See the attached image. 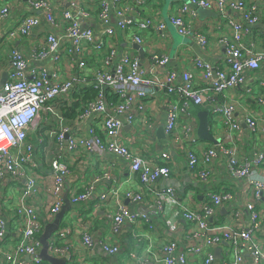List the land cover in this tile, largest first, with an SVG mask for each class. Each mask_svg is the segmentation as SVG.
<instances>
[{"label":"built area","instance_id":"1","mask_svg":"<svg viewBox=\"0 0 264 264\" xmlns=\"http://www.w3.org/2000/svg\"><path fill=\"white\" fill-rule=\"evenodd\" d=\"M0 1H3L0 6V21H3L10 13L8 3L12 0ZM70 4L72 10L56 7L51 0H30L31 9L38 13L13 24L5 38L12 42L29 35L40 19L53 29L64 31L58 37L53 32L46 33L40 43L31 47L28 55L17 46L11 47L8 54L10 70L0 85V185L4 180H10L17 191L12 211L18 227L12 237L16 240L13 246L5 249L6 226L11 218L4 215L5 205L0 204V252L3 249L1 253L7 264H43L36 235L45 218L55 217L62 210L64 183L71 161L80 155L101 157L102 160L105 154L123 159L144 187V191L126 192V198L133 203L153 199L159 218L171 232L176 231L181 219L187 223L179 236L183 251L176 254L178 241L163 242L162 256H155L154 264H214L213 247L221 244L231 256L222 264H246L243 252L248 253L254 264H264V249L258 241L264 236V211L255 208L261 200L264 185L255 180L253 174V168L264 163V146L255 147L250 157L238 152L241 123L253 132L264 131V127H259L258 119L238 105L239 100L235 98L239 97L235 91L245 82L246 72L264 68L262 8L252 0H187L173 5L167 21L179 35L196 40L201 49L209 45L204 31H193L185 20V17H194L198 8L214 13L217 22L231 27L232 32L218 40L225 54L222 65L193 55L188 66L180 72L172 70L162 74L159 67L169 62L166 54H151L150 66L146 68L137 54L120 50L116 42L117 36L131 32V43L143 48L145 31L164 35L165 21L154 14H145L144 0H97L100 31L82 25L89 16L86 6H80L75 0ZM231 12L238 13L241 21L230 17ZM112 17L114 23H111ZM258 25L262 28H256ZM245 37H251V40L246 41ZM1 56L2 48L0 59ZM64 57L75 68L72 76H64L63 69L58 66ZM47 58L51 59L53 67L38 63ZM197 75L203 84L201 88L194 86ZM76 85H91L96 90L94 99L80 103L77 109L80 117L92 121L85 131L69 127L66 113L70 105L60 99ZM159 93L174 98L166 102L163 132L171 144L179 147L178 152L186 160L191 176L207 183L215 173L212 162L219 151L224 156L227 174L247 181L242 194V203L249 212L247 227L239 222V210L231 211L221 221H212L214 209L229 199L222 191H208L202 204L187 206L174 187H154L156 181L168 179L171 174L170 153L161 152L149 160L121 142L123 125L146 122L142 114L147 110V101ZM225 93L229 97L220 99ZM112 95L114 98L109 101ZM244 96L264 107V84L260 82L244 88ZM192 106L202 107L214 117L210 133L216 139V145H208L197 137L191 117ZM238 113H244L243 119L236 117ZM38 152L44 156L50 152V172L42 174L39 171L35 159ZM196 168L201 171H195ZM98 180L100 177L95 174L82 192H72L70 203L88 206V201L95 197L93 191ZM113 181L110 190L98 196L100 205L115 196L117 190ZM141 219L149 222L145 214L119 205L110 215V237H115L125 223L137 227ZM70 233L69 227L57 226L47 239L48 255L57 259L68 257L65 256L67 247L61 245L60 240ZM80 245L85 250L92 246V235L87 228L81 233ZM100 246L108 255L119 252L118 244L109 240L101 241ZM147 258L143 252L130 251L124 261L126 264H146ZM70 261L84 264L77 251Z\"/></svg>","mask_w":264,"mask_h":264},{"label":"crops","instance_id":"2","mask_svg":"<svg viewBox=\"0 0 264 264\" xmlns=\"http://www.w3.org/2000/svg\"><path fill=\"white\" fill-rule=\"evenodd\" d=\"M56 7H62L72 10L73 7L70 4L73 0H51ZM79 2L80 6H86L89 16L86 20L82 21L84 27H91L96 31H100L102 26L97 21V0H75ZM187 0H144L145 14H154L165 21L164 35L154 33V31L147 30L142 35L144 54L141 57L139 52L133 47L131 43V32L126 35L116 37L118 48L122 51L129 50L130 53L137 54L142 59V63L146 68H149V57L151 54H166L169 57V62L166 66L159 67V71L164 74L167 71L180 72L183 68L187 67L189 60L193 55L201 57V59L208 61L215 65H222L224 60V48L218 42L219 38L229 32H232L231 27L225 24L217 22V16H205L202 17L196 12L194 17H185V20L189 27L193 31L202 30L206 35L209 45L205 49H201L196 40L190 37H184L179 35L175 28L167 21L168 14L171 8L175 4L186 2ZM257 2L264 11V0H252ZM3 1H0V6ZM10 7V13L6 19L0 21V48H2V56L0 59V85L2 79H5L10 70L9 65V51L13 46L19 47L24 54L28 55L31 47L40 43L48 32H53L55 35L60 36L63 34V29H53L46 23L44 19H40L39 25H37L29 35L16 38L14 41L6 40V34L10 30V27L16 22L20 21L23 17L30 14H37V11H33L30 7V0H12L8 3ZM230 17L241 21V17L238 13L231 12ZM256 28H262L258 25ZM257 30V29H254ZM134 33V32H133ZM254 41L256 40L252 37ZM246 41L251 40V37H245ZM92 59L91 56L88 57ZM47 68L53 67V63L50 58L38 62ZM59 68L63 69L64 76H72L76 71L74 67H71L70 61L64 57V59L58 64ZM245 82L236 90V99L238 105L248 109L258 119V126L264 127V107L251 101L246 96H243V90L246 87L257 85L262 82L264 84V68H260L256 71L246 72ZM196 88L203 86L200 75L196 76L194 81ZM93 87L91 85L79 86L76 85L70 91L63 94L60 99L67 105H70L66 113V123L72 130L85 131L87 126L92 122L89 118L80 117L76 101L84 103L87 99L84 98L85 88ZM225 95H220V99H224ZM241 97V98H240ZM174 98L172 95L158 94L155 98L148 99L147 110L142 114V119L146 122H140L133 125H123L121 133V142H124L130 146V150L136 152L145 159H153L161 152L168 151L171 155V174L168 179L158 180L153 186L163 188L164 186H172L177 193V196L187 206L200 205L204 201V198L208 191H222L229 196V199L224 201L219 207L214 209L212 221H221L226 216H229L231 211L239 210L240 218L239 222L242 226L247 227L249 225V214L242 203V194L247 185L245 179H234L227 174V169L223 165V154L217 151L216 157L213 159L212 167H214V174L207 182H199L196 180L198 177H192L189 173V169L184 157L179 154L178 146L171 144L166 138L163 127L166 121L167 110L166 102L172 101ZM204 111L202 107H191V117L194 121V127L197 135V129L199 124L198 112ZM243 114H237L238 119H243ZM214 123V117L208 114L209 131L210 126ZM79 125V128L77 126ZM96 128H100L96 125ZM211 132V131H210ZM100 133V132H99ZM198 137V135H197ZM199 138V137H198ZM239 147L238 152L242 156L250 157L252 151L256 147L264 146V131L258 130L256 132L251 131L244 123H241V131L239 132ZM200 139V138H199ZM134 140H137L141 145H137ZM216 140V139H215ZM204 141V140H203ZM208 145H216L217 142H207ZM35 147H39V144L34 143ZM134 144L136 149L134 148ZM44 154H36V161L39 165V171L42 174L50 172L48 166V157L51 156L50 152ZM77 160L71 161L69 165V174L65 178L63 198L64 203L62 205V212L58 217L45 218L41 231L36 235L37 240L40 243L39 254L43 247L40 238L43 232L49 227H69L71 233L66 239H61V245L67 247L68 257L63 258L64 264H72L71 257L78 252L84 264H126L124 256L130 251L143 252L149 259L146 264H154L155 256H162V244L170 240L178 241L179 248L177 249V255L183 251L180 246V237L183 228L187 226L186 222L181 219L176 231H169L164 223L159 218L156 212V206L153 199H145V202L133 203L125 197L126 192H139L144 191L143 185L138 180V176L132 173L123 159L116 157L112 154L103 155L101 157L80 155ZM108 171V175L106 174ZM195 171H201L200 168H196ZM110 173V175H109ZM95 174L100 177L95 183V197L88 201V206L72 205L69 201V195L72 192H82L84 188L90 184ZM253 174L255 180H259L264 185V163L262 165L253 168ZM116 187V194L112 199H109L104 205H100L97 201L98 196L107 193L111 186ZM17 191L15 186L10 184V180H4L0 185V204H4V215L10 220L6 226L5 245L3 249L13 246L16 239H13V235L17 233V222L12 216L14 211V205L17 199ZM119 205H125L128 209L145 214L149 222L141 219L135 227L131 223L123 224L119 233L115 237L111 238L109 235L110 227V215L116 211ZM256 210L264 211V190L261 200L255 204ZM8 214V215H7ZM263 233H264V218L262 221ZM89 229L92 235V246L89 250L81 247V233ZM139 230V231H138ZM138 231V232H137ZM109 240L115 242L119 246V252L117 255L106 254L101 246V241ZM262 243L261 247L264 249V236L258 240ZM3 249L1 252H3ZM0 252V264H7L4 255ZM213 253L215 256L214 264H222L223 261H227L231 258L227 248L224 244L213 247ZM48 254V252H47ZM243 259L246 264H254L248 253L243 252ZM43 264H50L48 261L43 260Z\"/></svg>","mask_w":264,"mask_h":264},{"label":"water","instance_id":"3","mask_svg":"<svg viewBox=\"0 0 264 264\" xmlns=\"http://www.w3.org/2000/svg\"><path fill=\"white\" fill-rule=\"evenodd\" d=\"M197 12L200 16L205 17V16H215L214 13H212L211 11L202 9V8H198ZM111 23H114V18L112 17L111 19ZM140 54V56L142 57L144 54V49L139 46L134 44L133 46ZM5 79H2L1 83L4 82ZM198 119H199V124H198V129H197V135L201 140L204 141H209V142H213L215 143L216 140L212 137L210 131H209V125H208V112L206 110L204 111H200L198 112ZM62 212V210H61ZM60 212V213H61ZM60 213L58 215H60ZM249 214V212H248ZM58 215L56 216V218L58 217ZM54 229H56V227H49L48 229H46L43 232V235L40 238V241L43 245L39 257L44 260V261H48L50 264H64V259H57L54 257H51L50 255L47 254V239L50 236V234L52 233V231H54Z\"/></svg>","mask_w":264,"mask_h":264},{"label":"trees","instance_id":"4","mask_svg":"<svg viewBox=\"0 0 264 264\" xmlns=\"http://www.w3.org/2000/svg\"><path fill=\"white\" fill-rule=\"evenodd\" d=\"M86 89V92H84V98H86L87 100L86 101H89V100H92V99H94V97L96 96V90L93 88V87H90V88H85ZM109 90V89H108ZM106 93H108L107 92V90L105 91ZM113 95L112 96H110L109 97V101H112L113 100ZM85 101V102H86ZM76 103L77 104H75V106L76 105H80V101H76Z\"/></svg>","mask_w":264,"mask_h":264}]
</instances>
